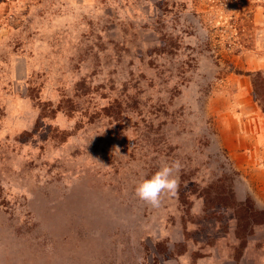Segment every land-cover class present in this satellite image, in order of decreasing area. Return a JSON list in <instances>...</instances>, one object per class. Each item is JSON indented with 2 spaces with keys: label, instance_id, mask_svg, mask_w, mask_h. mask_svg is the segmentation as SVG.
Listing matches in <instances>:
<instances>
[{
  "label": "rangeland",
  "instance_id": "rangeland-1",
  "mask_svg": "<svg viewBox=\"0 0 264 264\" xmlns=\"http://www.w3.org/2000/svg\"><path fill=\"white\" fill-rule=\"evenodd\" d=\"M254 80L264 0H0V264H264Z\"/></svg>",
  "mask_w": 264,
  "mask_h": 264
},
{
  "label": "clouds",
  "instance_id": "clouds-1",
  "mask_svg": "<svg viewBox=\"0 0 264 264\" xmlns=\"http://www.w3.org/2000/svg\"><path fill=\"white\" fill-rule=\"evenodd\" d=\"M182 165L176 160L171 164L165 163L150 178L140 182L136 189V196L152 207H159L164 195H175L180 186L179 173Z\"/></svg>",
  "mask_w": 264,
  "mask_h": 264
},
{
  "label": "trees",
  "instance_id": "trees-1",
  "mask_svg": "<svg viewBox=\"0 0 264 264\" xmlns=\"http://www.w3.org/2000/svg\"><path fill=\"white\" fill-rule=\"evenodd\" d=\"M256 75H258V76H261L262 74L261 73H257ZM260 85V83L257 81V80H254V86H255V96L257 97V99L258 100H260L261 99V101H263L264 102V95L262 94V95H259L260 93H259V91H258V89H257V87ZM258 96H259V98H258ZM262 106H263V109H264V104L262 103Z\"/></svg>",
  "mask_w": 264,
  "mask_h": 264
}]
</instances>
